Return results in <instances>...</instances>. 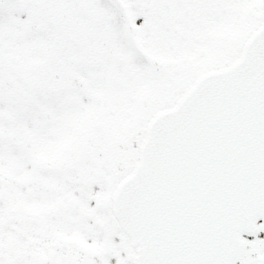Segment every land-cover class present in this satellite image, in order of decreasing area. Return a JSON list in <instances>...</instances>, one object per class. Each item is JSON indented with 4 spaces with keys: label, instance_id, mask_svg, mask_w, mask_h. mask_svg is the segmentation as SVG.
<instances>
[{
    "label": "snow or ice",
    "instance_id": "1",
    "mask_svg": "<svg viewBox=\"0 0 264 264\" xmlns=\"http://www.w3.org/2000/svg\"><path fill=\"white\" fill-rule=\"evenodd\" d=\"M0 264H264V0H0Z\"/></svg>",
    "mask_w": 264,
    "mask_h": 264
}]
</instances>
